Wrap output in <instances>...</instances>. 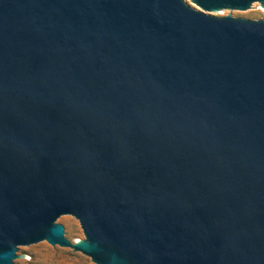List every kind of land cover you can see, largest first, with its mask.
<instances>
[{
	"label": "water",
	"instance_id": "obj_1",
	"mask_svg": "<svg viewBox=\"0 0 264 264\" xmlns=\"http://www.w3.org/2000/svg\"><path fill=\"white\" fill-rule=\"evenodd\" d=\"M192 1L0 0V264H264V0Z\"/></svg>",
	"mask_w": 264,
	"mask_h": 264
},
{
	"label": "rangeland",
	"instance_id": "obj_2",
	"mask_svg": "<svg viewBox=\"0 0 264 264\" xmlns=\"http://www.w3.org/2000/svg\"><path fill=\"white\" fill-rule=\"evenodd\" d=\"M194 7L200 9L192 0H188ZM211 13V12H208ZM217 16H226L211 13ZM234 17H243L248 19L260 20L264 19V8L255 6L247 15H232ZM68 224L73 228L71 241L81 242L86 239L80 221L77 218L67 217L63 219L61 224ZM23 264H97L89 257L73 251L65 247L61 252L50 242L32 252L25 249V262Z\"/></svg>",
	"mask_w": 264,
	"mask_h": 264
}]
</instances>
